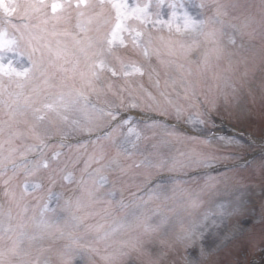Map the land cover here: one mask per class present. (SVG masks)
<instances>
[{
  "label": "snow or ice",
  "instance_id": "snow-or-ice-1",
  "mask_svg": "<svg viewBox=\"0 0 264 264\" xmlns=\"http://www.w3.org/2000/svg\"><path fill=\"white\" fill-rule=\"evenodd\" d=\"M258 62L264 0H0V264H204L244 195L201 213L220 178L161 174L242 143L208 130Z\"/></svg>",
  "mask_w": 264,
  "mask_h": 264
},
{
  "label": "rangeland",
  "instance_id": "rangeland-1",
  "mask_svg": "<svg viewBox=\"0 0 264 264\" xmlns=\"http://www.w3.org/2000/svg\"><path fill=\"white\" fill-rule=\"evenodd\" d=\"M258 3L259 0L256 4ZM241 71H243L242 68L236 72L237 75ZM249 79L255 103H249V95L242 92L239 105L227 109L222 117L216 119V127L208 130L214 134L242 137V143L231 147L217 144L218 155H226L228 158L214 164V170L191 169L187 172L169 173L165 171L161 174L164 177H175L183 182V186L194 190H198V186L203 185L205 173L220 178L217 189L213 193L201 194V199L204 201L199 210L201 213L214 211L215 205L225 199H231L241 193L244 195L245 204L241 214L228 220L226 227L223 228L225 233H234V235L214 251L204 264H252L254 260L256 264H264V259H262L264 251H261L264 249V219H261L264 216V167H261L264 164V78L259 80L255 72L254 78L250 77ZM241 110L248 111L249 115L246 118L237 119ZM131 114L134 117L145 115L137 110H132ZM169 122L175 123L174 120ZM182 130L187 129L182 128ZM86 139V136L71 137L68 142L83 143ZM152 142L155 141L149 143ZM193 147L202 146L190 142L172 143L163 147L162 151L166 155H176L178 152L188 151ZM113 152L114 150L109 148V155H112ZM251 157L253 158L249 159ZM133 159H139V157H133ZM122 162L131 163V160L122 158ZM69 170H72L71 162H69ZM77 174L79 173L77 172ZM46 175V173H41L42 177ZM56 190L61 189L57 188ZM124 197L126 200L131 199L128 192H124ZM0 200H2V196H0ZM206 243L211 244V238ZM173 259L174 257L169 255L162 264H170ZM96 264H103V262L97 258ZM140 264H146V261H141ZM177 264H180L178 259Z\"/></svg>",
  "mask_w": 264,
  "mask_h": 264
}]
</instances>
